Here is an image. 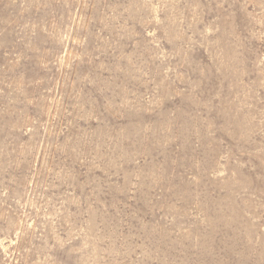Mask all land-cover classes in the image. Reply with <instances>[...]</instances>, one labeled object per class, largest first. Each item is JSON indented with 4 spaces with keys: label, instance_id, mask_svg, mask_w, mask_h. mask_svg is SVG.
Returning <instances> with one entry per match:
<instances>
[{
    "label": "rangeland",
    "instance_id": "1",
    "mask_svg": "<svg viewBox=\"0 0 264 264\" xmlns=\"http://www.w3.org/2000/svg\"><path fill=\"white\" fill-rule=\"evenodd\" d=\"M0 264H264V0H0Z\"/></svg>",
    "mask_w": 264,
    "mask_h": 264
}]
</instances>
